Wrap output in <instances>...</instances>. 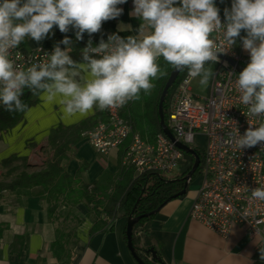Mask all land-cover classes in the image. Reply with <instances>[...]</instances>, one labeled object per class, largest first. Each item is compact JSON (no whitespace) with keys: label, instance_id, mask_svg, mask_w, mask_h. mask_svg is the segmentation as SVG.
<instances>
[{"label":"clouds","instance_id":"clouds-1","mask_svg":"<svg viewBox=\"0 0 264 264\" xmlns=\"http://www.w3.org/2000/svg\"><path fill=\"white\" fill-rule=\"evenodd\" d=\"M127 0H0V105L9 113H24L29 105L21 100L24 90L42 95L47 102L59 97L66 117L120 108L150 94L153 80L165 75L159 58L174 70H187L191 78L208 83L207 62H218L213 33L228 45L236 39L250 55V62L238 74L235 89L248 117H264V0H232L221 22L215 0H133L129 13L141 21L137 35L111 34L82 49V63L69 53L72 41L65 36L43 63L20 68L10 59L11 51L25 39L40 43L58 26L61 33L75 31L82 40L99 33L102 23L119 17L118 5ZM178 5V6H177ZM241 31L246 35L241 36ZM60 44L66 47L62 50ZM81 72L86 79H77ZM229 143L239 150L264 147V123L249 127L241 135L236 128ZM251 198L264 201V188L250 190Z\"/></svg>","mask_w":264,"mask_h":264},{"label":"crops","instance_id":"crops-1","mask_svg":"<svg viewBox=\"0 0 264 264\" xmlns=\"http://www.w3.org/2000/svg\"><path fill=\"white\" fill-rule=\"evenodd\" d=\"M231 3L232 0H215L223 20L224 9L230 8ZM118 7L123 9L122 14L103 22L101 31L91 37L85 33L78 41L71 28L69 32L61 33L58 26H54L40 43L26 38L19 47L27 52L38 47L50 49L68 36L72 41L69 55L82 63V49L89 39L96 46L101 38L107 41L111 34L123 37L137 35L141 21L129 15L133 10V0H127ZM244 35L246 33L241 31V36ZM60 47L64 49L66 46L60 44ZM235 47L244 58H250L239 38ZM207 63L211 65L207 83L209 92L216 64ZM86 78L87 73L81 72L77 79ZM33 97L35 103L24 112L22 120L0 135V164L3 159L18 155L27 157L28 164L34 167L38 165L32 161L42 155V166L50 156L47 139L51 130L82 124L88 131L104 120L105 112L95 108L85 115L77 113L66 117L61 111L59 97L52 102H47L42 95ZM122 153L123 148L120 147L100 154L80 138L67 152L63 165L66 172L80 183H105L108 175L116 172ZM2 172L0 166V176ZM195 196L193 192L167 201L149 223L148 234L166 264H264V233L250 236L245 227L236 225L227 237L220 236L189 218ZM73 210L80 219L73 226L76 242L57 259L52 252L57 225L49 218L43 202L31 190L5 193L0 201V264H138L126 244L127 219L115 220L111 230L91 233L94 222L87 217V208L80 203Z\"/></svg>","mask_w":264,"mask_h":264},{"label":"built area","instance_id":"built-area-1","mask_svg":"<svg viewBox=\"0 0 264 264\" xmlns=\"http://www.w3.org/2000/svg\"><path fill=\"white\" fill-rule=\"evenodd\" d=\"M210 39L225 52L219 53L222 58L214 62L208 95L196 98L191 94L193 78L186 72L171 97L165 123L177 142L203 151L198 188L188 216L222 237H227L236 225L245 227L250 236L261 235L264 201L253 200L250 190L264 188V147L257 145L241 151L228 142L229 133H235L236 128L242 135L249 125L258 127L264 123L263 117L246 115L247 107L240 102L234 86L239 73L228 62L246 67L250 58H244L235 44L228 45L218 33ZM53 49L38 47L27 52L18 47L11 51L10 59L26 69L33 63L46 62ZM123 107L105 110L106 120L83 132L81 140L100 154L122 147L121 164L137 174L151 172L165 180L175 179L184 162V152L163 133L153 141L133 133L121 115ZM197 138H202V143L196 144Z\"/></svg>","mask_w":264,"mask_h":264},{"label":"trees","instance_id":"trees-1","mask_svg":"<svg viewBox=\"0 0 264 264\" xmlns=\"http://www.w3.org/2000/svg\"><path fill=\"white\" fill-rule=\"evenodd\" d=\"M157 63L165 75L155 79L150 94H145L142 91L141 98L137 101H130L121 112L133 133L141 137L136 128L137 125H140L145 132V139L149 141H153L162 134L157 113L158 101L164 84L173 69L162 57L158 59ZM186 72L187 70L179 73L165 98L163 104L165 123L168 119L171 97ZM21 100L29 107L35 103L33 94L28 89L24 90ZM136 102L142 104V110L138 113L131 109ZM23 114L9 113L4 110L3 106H0V135L18 124L22 120ZM105 120L104 113L102 121ZM86 130L82 124L71 127L60 126L51 130L47 139L50 156L39 168L29 165L25 156L11 155L3 159L0 164L3 171V177L0 179V201L5 193L31 190L43 202L48 216L54 224L62 218V226H65L70 220L74 222V225L80 222L73 209L77 204L82 203L87 208V217L94 222L91 233L111 230L113 222L117 219H128L131 215L132 218L147 215L132 226L131 242L134 253L145 264H166L162 260L159 250L152 243L148 234V226L155 211L167 201L185 195L178 194L185 188V176L192 169L194 157L184 153V162L181 164L180 172L173 180H165L157 173L137 174L133 168L123 166L119 162L116 172L108 175L105 183H80L66 172L63 162L67 159L69 149ZM33 147H36V144H33ZM192 148L199 157L200 163L187 185L186 192L188 186L198 178L203 162L202 149ZM75 242L73 227L67 232H63L61 228L57 227L52 252L59 259L63 253L69 251L70 246L75 245Z\"/></svg>","mask_w":264,"mask_h":264},{"label":"water","instance_id":"water-1","mask_svg":"<svg viewBox=\"0 0 264 264\" xmlns=\"http://www.w3.org/2000/svg\"><path fill=\"white\" fill-rule=\"evenodd\" d=\"M218 58H222L221 55L218 54ZM228 62L235 67L236 71L238 73H240L245 66L241 65V64H237L233 61L228 60ZM180 72L172 69V71L170 72L164 87L161 91L160 97H159V101H158V108H157V113H158V118H159V125L161 128L162 133L172 142L175 143L176 147H178L181 151H183L186 154H190L194 157V164L192 166V169L190 170V172L185 176V188L178 194V195H184L186 194V188L188 183L191 180V177L193 176V174L196 172L200 160L199 157L195 154L194 150L190 147H188L187 145H184L180 142H177L173 136V134L171 133V131L169 130V128L166 126L165 121H164V115H163V104L165 101L166 96L168 95V91L171 88V86L174 84L175 80L177 79L178 75ZM158 211V210H157ZM157 211H155L154 213H156ZM147 215H142V216H138L136 218H132V215L127 219V225H126V244L127 247L132 255V257L134 258V260L138 263V264H145L143 263L134 253L133 250V246H132V242H131V229L132 226L135 222H137L140 218L145 217Z\"/></svg>","mask_w":264,"mask_h":264},{"label":"rangeland","instance_id":"rangeland-1","mask_svg":"<svg viewBox=\"0 0 264 264\" xmlns=\"http://www.w3.org/2000/svg\"><path fill=\"white\" fill-rule=\"evenodd\" d=\"M205 68L206 69H210L211 68V65L210 63H206L205 64ZM201 77H196L194 79L191 80L190 82V88H191V94L195 97H198V98H204L208 95V85H201L199 83V80H200ZM154 81H152V83L154 84ZM131 109L134 111V112H140L142 110V104L141 103H138L137 102L131 107ZM137 128V131L138 133L141 135L142 138H146L145 136V132L142 130L141 126L140 125H137L136 126ZM198 142L196 144H199L200 142L202 143V138H197L196 139ZM200 148V147H199ZM44 159V156L42 155H38V159H34L32 161L33 162H36L38 166H35L36 168H39V166H41V163ZM3 177V174H1L0 176V179H2ZM198 178L195 179L189 186H188V189H187V192L185 195H190L194 192V194L196 193L197 191V188H198ZM184 195V196H185ZM54 218V217H53ZM61 222V223H60ZM56 225L57 227L61 228L63 232H67L68 230L72 229V227L74 226V222H70L68 221L66 223L65 226H62V218L58 220V222H56Z\"/></svg>","mask_w":264,"mask_h":264}]
</instances>
